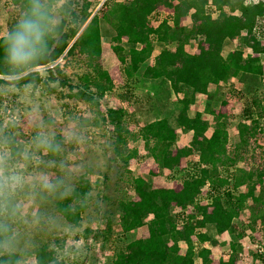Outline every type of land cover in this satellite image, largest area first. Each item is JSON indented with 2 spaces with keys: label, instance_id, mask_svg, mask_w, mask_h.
I'll return each mask as SVG.
<instances>
[{
  "label": "trees",
  "instance_id": "1",
  "mask_svg": "<svg viewBox=\"0 0 264 264\" xmlns=\"http://www.w3.org/2000/svg\"><path fill=\"white\" fill-rule=\"evenodd\" d=\"M14 1L22 13L26 0ZM102 7V12L94 14L95 4L91 1L67 0L60 8V24L46 55L30 71L56 62L90 20L69 50L70 55L77 54L78 62H87L93 70L79 76L77 98L99 104L107 90L110 78L99 63L107 39L125 80L148 88L146 97L155 100L145 98L149 100L147 104L142 95H134V104L144 106L141 110L146 117L144 127L137 130L125 126V113L110 110L102 120L115 124L118 145L122 144L126 151L130 139L144 144L157 166L151 171L154 179L160 182L165 172H171L181 179L182 188L170 189L146 177L129 180L135 196L118 199L113 219L108 220V239H113L114 229L122 231L111 264H215L212 248L219 245L218 236L244 235L235 216L250 206L252 224L264 223V189L261 196L255 195L257 185L264 184V163L253 171L241 169L235 174L239 161L251 151L249 139L260 128L264 104L259 97L254 98L257 117L252 124L240 126V141L231 143V147L227 114L215 117V130L209 137L210 121L202 113L190 115V110L198 95L208 98L209 114L213 112L212 104L228 106L229 102L245 99L244 92L231 83L233 79L249 81V94L258 81L264 80V0H106ZM161 8L169 15L161 18ZM185 19L190 23L184 24ZM193 41H204L208 48L203 46L200 53L191 54L186 47ZM228 42L235 48L225 54ZM157 43H164L166 48L154 56ZM6 71L0 52V75L6 76ZM49 75L51 81L68 83L58 65L49 69ZM39 81V72H29L16 85ZM101 81H105L102 87L90 90L92 84ZM4 83L0 79V85ZM222 84L227 87L221 89ZM211 86L216 87L214 91ZM243 112L252 111L245 108ZM179 131L192 134L190 143L183 148H178ZM126 151L118 150L128 162L134 155ZM50 157L58 159L59 153ZM242 186H248V192L240 193ZM90 187L86 168L82 167L77 188L59 204L58 212L79 224L81 201L88 196ZM144 227L148 228V236L126 241L129 234ZM90 232L86 229L87 235ZM242 251L240 243H231L228 261L222 259L218 264H237ZM66 258L46 244L38 252L37 263L66 264ZM16 260L20 261L17 253L11 258L0 257V264H15Z\"/></svg>",
  "mask_w": 264,
  "mask_h": 264
},
{
  "label": "rangeland",
  "instance_id": "2",
  "mask_svg": "<svg viewBox=\"0 0 264 264\" xmlns=\"http://www.w3.org/2000/svg\"><path fill=\"white\" fill-rule=\"evenodd\" d=\"M66 1L58 0L55 4H51L48 0L60 20V8ZM88 1L95 4L94 14L104 10L102 6L106 0ZM169 13L165 8L160 9L161 18L168 16ZM20 14L19 5L14 0H0V37L6 36L14 27ZM89 21L81 27L79 35L56 62L29 71L39 72L41 81L31 85H15L20 90L14 92H7L3 87H0V108L10 109L11 114L17 118L12 122L16 123L15 134L18 144L26 143L34 132L42 127L52 132L56 139L61 141L65 139L66 130L73 128L78 130L83 138L79 143L65 142L58 159L50 157V154L46 155L44 159L56 162L58 166H52L48 171L65 174L72 185V191L77 188V175L82 167L86 168L87 178L91 182V190L88 196L81 201L83 207L78 212L80 216L79 224L67 220L58 212L59 204L63 203L65 198L49 201L47 208L60 218L61 226L52 230L33 229L29 235L24 236L21 247H24L25 241L29 246L23 252L17 253L20 256V264H38V252L46 244L55 247L61 258L68 257L66 258L68 259L66 264H111L114 251L119 245L117 238L122 236V231L113 227L114 237L111 240L108 239L106 237V233L109 231L108 225H110L108 220L111 219V214L115 211L118 199L126 195V197L135 196L134 191L130 188L129 180L133 177H146L155 184L160 183L170 189L180 190L182 188L181 179L171 172H165L160 178V182L154 179L151 171L157 170V166L152 155L144 149V144L142 142L136 143L130 139L126 151L122 144L118 145L115 124H112V122L106 123L102 120V117L106 116L110 110L125 113V126L130 127L131 130H137L138 127H144L146 117L141 110L144 106L134 104V95H142L146 103L149 102L148 99L151 102L155 101L153 98L146 97L148 88L144 86L141 88V85L138 84L137 87L136 83L125 80L121 74L120 63L111 50L109 40L106 39L103 42L102 58L99 62L102 70L107 71L110 78L109 82L106 81L107 90L102 94L99 104L94 100L88 102L77 98L76 94L79 93L81 87L79 76L87 72L92 73L93 70L92 67L87 66V62H78L79 57H77V54L70 55L69 50L84 32ZM189 23V19L184 20V24ZM203 46L208 48V44L204 41H193L186 49L191 54H198ZM165 48L164 43H157L154 56L159 55ZM234 48L235 44L228 42L225 47V54H228ZM57 65L68 79L67 85L62 84L61 79L58 82L50 80L49 69ZM5 77L0 75V79L5 80ZM248 82H241L237 79H233L231 82L236 89L245 94V99L240 102H229L228 106L212 104L213 112L209 114L206 112L207 107L210 105L208 98L205 95H198L197 102L190 110V115L195 116L197 113H202L204 118L210 121V129L207 132L209 137L215 130V117L220 113L227 114L229 116L227 121L231 123L230 147L233 145L231 143H239L240 141V126L252 124V119L257 117V111L253 105L254 98L259 97L262 104H264V80L258 81L259 83L252 87L251 94L247 92V87L251 84ZM104 83L105 81H101L97 85L92 84L90 90H97ZM221 86H223L221 89L227 87L223 84ZM215 88L211 86L213 91ZM157 108L163 110L159 106ZM245 108L251 109V114H245L243 112ZM164 110L166 111L165 108ZM12 122L6 123V121L0 119V132L6 130ZM260 128L261 131L256 130L254 136L249 139L251 151L246 154L244 160L239 161L236 175L241 169L253 171L254 168H260L263 165L264 121L262 120ZM191 135V132L179 131L178 148L188 145ZM118 150L120 153L126 151L127 154L134 156L128 162H125V155H123L124 157L120 156ZM135 150L136 152H134ZM186 164L187 160H184L183 165ZM263 189L264 184H258L255 195L257 197L261 196ZM240 191V193L248 192V186L240 187ZM206 192L207 189L204 195H206ZM249 203H251L250 198ZM173 211L174 213L177 212L175 208ZM251 212L249 206L234 218L235 223L244 233L243 237L240 238L237 235L232 236L230 234L218 236L221 248L218 249L217 253H214L215 250L213 249V258L216 262L220 261L224 255H229L230 244L235 242L243 246L237 264H263L258 246L260 245L264 249V223L259 221L257 224H252ZM116 218L118 219V217ZM86 229L91 230L88 235ZM96 235H98L97 239L95 238ZM148 235V228L144 227L129 234L125 239L129 241ZM248 246L252 248L247 250ZM207 247L212 248L211 245H207Z\"/></svg>",
  "mask_w": 264,
  "mask_h": 264
},
{
  "label": "clouds",
  "instance_id": "3",
  "mask_svg": "<svg viewBox=\"0 0 264 264\" xmlns=\"http://www.w3.org/2000/svg\"><path fill=\"white\" fill-rule=\"evenodd\" d=\"M59 24L60 18L48 0H26L25 10L0 41L2 62L7 67L5 83L0 87L7 92L20 90L16 82L46 55ZM15 129L16 123L12 122L0 132V257L7 258L29 246L25 241L21 247L22 238L33 229L61 226L60 218L47 205L68 197L72 185L62 172L48 171L58 165L44 157L61 153L65 142L79 143L83 139L75 128L66 130L61 141L42 127L26 143L18 144Z\"/></svg>",
  "mask_w": 264,
  "mask_h": 264
},
{
  "label": "built area",
  "instance_id": "4",
  "mask_svg": "<svg viewBox=\"0 0 264 264\" xmlns=\"http://www.w3.org/2000/svg\"><path fill=\"white\" fill-rule=\"evenodd\" d=\"M0 119L6 121V123L17 120V118L11 114L10 109L5 110L3 108L2 109L0 108ZM262 121H264V117L262 118ZM260 131L261 128H259V132ZM251 248H252L251 246H248L246 249L249 250ZM258 248H260L258 252L262 255L261 260L263 261L264 264V249H262L260 245L258 246Z\"/></svg>",
  "mask_w": 264,
  "mask_h": 264
},
{
  "label": "crops",
  "instance_id": "5",
  "mask_svg": "<svg viewBox=\"0 0 264 264\" xmlns=\"http://www.w3.org/2000/svg\"><path fill=\"white\" fill-rule=\"evenodd\" d=\"M173 189H174V188H173ZM176 190H177V189H176ZM220 248H221L220 245H218V246L212 248V259H213V261H214L215 264H218L222 259H223L224 261H228V259H229V255L227 254L228 256H227V255H226V256L224 255L223 258H222L220 261H218V262H216V261L214 260V258H213V249L215 250L214 253H217V252H218V249H220Z\"/></svg>",
  "mask_w": 264,
  "mask_h": 264
}]
</instances>
